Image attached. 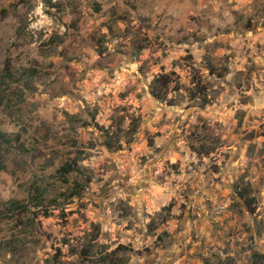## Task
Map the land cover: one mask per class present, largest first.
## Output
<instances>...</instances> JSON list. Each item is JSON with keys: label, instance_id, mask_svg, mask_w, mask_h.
Returning <instances> with one entry per match:
<instances>
[{"label": "rangeland", "instance_id": "1", "mask_svg": "<svg viewBox=\"0 0 264 264\" xmlns=\"http://www.w3.org/2000/svg\"><path fill=\"white\" fill-rule=\"evenodd\" d=\"M8 59L0 264H264V0H0Z\"/></svg>", "mask_w": 264, "mask_h": 264}, {"label": "trees", "instance_id": "2", "mask_svg": "<svg viewBox=\"0 0 264 264\" xmlns=\"http://www.w3.org/2000/svg\"><path fill=\"white\" fill-rule=\"evenodd\" d=\"M10 67H11V61H10V59H8L6 61L5 68L3 70L4 72L0 76V92L2 93L0 95V105L4 102V96L7 93V91L10 89V87H13V85L15 83V80H14L15 77H14L13 71L10 69ZM164 84L166 85L167 82H166V80H162L161 78H156L153 80V85L155 88L161 87ZM205 90H206V87H203L202 91H205ZM151 93L154 94L155 97H157L158 99H163V98H161L158 91H157V93L154 92V88H153ZM203 99H204L203 103H202L203 105H206L209 103V99L207 98V96H204ZM12 141H13V138L11 136H9L6 132H4L3 130L0 129V170H6V165L4 164V162L2 160V158L4 156L3 151L5 153L10 151V149L13 147ZM108 147L111 148V143H109V142H108ZM16 148L18 149V146H16ZM78 170H80V168L76 164V162H66L60 168L59 174H60V177L62 179H66V177L68 175H70L71 173L76 172ZM34 189L38 190L39 186L38 187L35 186ZM71 195L72 196L77 195V192H72ZM40 198H41V195H35L34 196V199H36V200H38ZM11 207L13 209H15V208L24 209V207H26V206L19 204L17 202H13L11 204Z\"/></svg>", "mask_w": 264, "mask_h": 264}]
</instances>
